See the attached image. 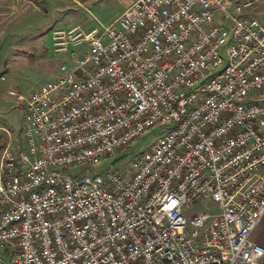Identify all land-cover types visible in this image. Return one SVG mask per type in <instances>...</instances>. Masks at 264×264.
<instances>
[{
  "label": "built area",
  "instance_id": "obj_1",
  "mask_svg": "<svg viewBox=\"0 0 264 264\" xmlns=\"http://www.w3.org/2000/svg\"><path fill=\"white\" fill-rule=\"evenodd\" d=\"M256 0H134L54 26L56 77L0 154V264H264V21ZM3 79V77H1ZM159 124L129 172L71 173ZM200 199L215 211L189 218Z\"/></svg>",
  "mask_w": 264,
  "mask_h": 264
},
{
  "label": "rangeland",
  "instance_id": "obj_2",
  "mask_svg": "<svg viewBox=\"0 0 264 264\" xmlns=\"http://www.w3.org/2000/svg\"><path fill=\"white\" fill-rule=\"evenodd\" d=\"M43 1L38 10L26 5L21 11L11 15L0 38V137L10 136L14 139V146L18 145L21 149L26 148L21 134L24 110L10 91L27 94L56 77L60 59L51 52V30L54 26L66 25L63 21L66 14L63 0ZM119 3L121 0L88 3L90 11L80 13L77 18L71 19V22L82 24L85 18H90L89 25H107L119 10ZM247 13L264 21V0H256ZM164 129L155 124L144 131L128 148L116 152L112 157L99 159L93 165L84 163L73 167L70 172H129L133 160L151 149L163 135ZM204 211H215V205L200 199L184 210V216L189 218Z\"/></svg>",
  "mask_w": 264,
  "mask_h": 264
},
{
  "label": "crops",
  "instance_id": "obj_3",
  "mask_svg": "<svg viewBox=\"0 0 264 264\" xmlns=\"http://www.w3.org/2000/svg\"><path fill=\"white\" fill-rule=\"evenodd\" d=\"M99 1L101 0H63L62 5L66 12L63 18V21H65L66 23V25L64 26L75 24L74 22L73 23L71 22V19L73 20L77 18L80 13L89 12L90 9L87 6L88 3L99 2ZM133 1L134 0H121V3H119V10L114 14L112 19H114L119 14H121L123 10L127 6H129ZM42 3H44L43 0H0V38H1V33H3L5 31L6 26H8V21L11 15H14L15 13L21 11L22 8H24L26 5H31L35 10H38L39 4ZM89 20L91 19L85 18V20H83V23L81 25H83L84 27L92 26L88 24ZM85 23L86 25H84ZM57 73H58V67H57ZM12 140L14 139L10 138V136L0 137V154L5 146H10L14 150L21 149L18 145L14 146L13 143L14 141ZM15 140L17 139L15 138ZM250 239L251 241L264 247V214L260 219L256 228L251 233Z\"/></svg>",
  "mask_w": 264,
  "mask_h": 264
},
{
  "label": "water",
  "instance_id": "obj_4",
  "mask_svg": "<svg viewBox=\"0 0 264 264\" xmlns=\"http://www.w3.org/2000/svg\"><path fill=\"white\" fill-rule=\"evenodd\" d=\"M117 160V158L116 159H114L112 162H111V164L113 163V162H115Z\"/></svg>",
  "mask_w": 264,
  "mask_h": 264
}]
</instances>
